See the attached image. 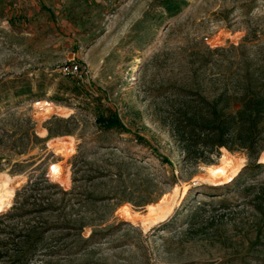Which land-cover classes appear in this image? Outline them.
Wrapping results in <instances>:
<instances>
[{
	"label": "rangeland",
	"instance_id": "rangeland-1",
	"mask_svg": "<svg viewBox=\"0 0 264 264\" xmlns=\"http://www.w3.org/2000/svg\"><path fill=\"white\" fill-rule=\"evenodd\" d=\"M263 84L264 0H0L1 241L30 236L22 264H264V146L188 121Z\"/></svg>",
	"mask_w": 264,
	"mask_h": 264
},
{
	"label": "trees",
	"instance_id": "trees-1",
	"mask_svg": "<svg viewBox=\"0 0 264 264\" xmlns=\"http://www.w3.org/2000/svg\"><path fill=\"white\" fill-rule=\"evenodd\" d=\"M236 101H233L237 103L236 110L229 112L227 110L232 102L227 93H222L211 102L205 100L202 107L190 115L188 121L197 124L204 133L210 135L208 140L212 146L247 149L252 155H258L264 146V130L260 128L264 123V84L259 91L246 93L243 97L236 98ZM97 120L107 127L123 126L117 116L100 117ZM1 225L0 222V232L7 226L2 228ZM29 238L30 236L17 242L11 237L4 242L0 239V264H22L27 261L36 247V243H30ZM9 240L16 245L12 251L7 247Z\"/></svg>",
	"mask_w": 264,
	"mask_h": 264
},
{
	"label": "bare ground",
	"instance_id": "bare-ground-1",
	"mask_svg": "<svg viewBox=\"0 0 264 264\" xmlns=\"http://www.w3.org/2000/svg\"><path fill=\"white\" fill-rule=\"evenodd\" d=\"M221 163L222 165L220 167L212 166L209 168L211 170L210 175L220 177V181H227L238 173L239 165L226 153H223L221 156ZM11 197L12 187L7 179L0 185V211L10 203ZM155 210V206H151V213Z\"/></svg>",
	"mask_w": 264,
	"mask_h": 264
},
{
	"label": "built area",
	"instance_id": "built-area-1",
	"mask_svg": "<svg viewBox=\"0 0 264 264\" xmlns=\"http://www.w3.org/2000/svg\"><path fill=\"white\" fill-rule=\"evenodd\" d=\"M62 70L67 75H73V76H79V77H82L84 73L83 65L78 62L68 63L62 67Z\"/></svg>",
	"mask_w": 264,
	"mask_h": 264
}]
</instances>
